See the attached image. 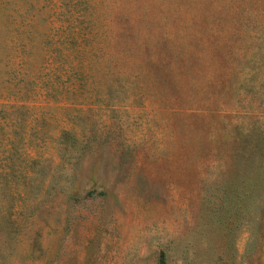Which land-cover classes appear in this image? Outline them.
<instances>
[{"label":"rangeland","instance_id":"1","mask_svg":"<svg viewBox=\"0 0 264 264\" xmlns=\"http://www.w3.org/2000/svg\"><path fill=\"white\" fill-rule=\"evenodd\" d=\"M264 264V0H0V264Z\"/></svg>","mask_w":264,"mask_h":264},{"label":"trees","instance_id":"2","mask_svg":"<svg viewBox=\"0 0 264 264\" xmlns=\"http://www.w3.org/2000/svg\"><path fill=\"white\" fill-rule=\"evenodd\" d=\"M156 264H165V258H164V253L162 250L158 252V257H157V263Z\"/></svg>","mask_w":264,"mask_h":264}]
</instances>
